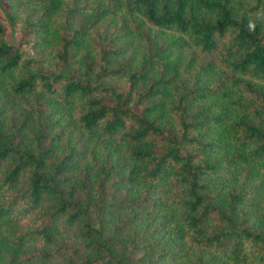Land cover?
<instances>
[{
    "label": "trees",
    "instance_id": "obj_1",
    "mask_svg": "<svg viewBox=\"0 0 264 264\" xmlns=\"http://www.w3.org/2000/svg\"><path fill=\"white\" fill-rule=\"evenodd\" d=\"M0 264H264V0H0Z\"/></svg>",
    "mask_w": 264,
    "mask_h": 264
},
{
    "label": "rangeland",
    "instance_id": "obj_2",
    "mask_svg": "<svg viewBox=\"0 0 264 264\" xmlns=\"http://www.w3.org/2000/svg\"><path fill=\"white\" fill-rule=\"evenodd\" d=\"M7 37L14 42H19L20 41V37H21V30L19 28V24L14 25V30L10 31L7 35ZM21 47L26 50L27 52L33 53V47H32V42L30 41H24L21 45Z\"/></svg>",
    "mask_w": 264,
    "mask_h": 264
}]
</instances>
